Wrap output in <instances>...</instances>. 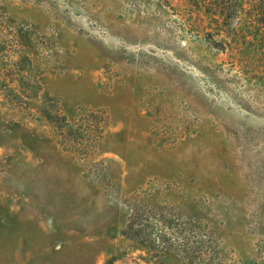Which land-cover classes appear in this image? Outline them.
<instances>
[{
  "label": "rangeland",
  "instance_id": "rangeland-1",
  "mask_svg": "<svg viewBox=\"0 0 264 264\" xmlns=\"http://www.w3.org/2000/svg\"><path fill=\"white\" fill-rule=\"evenodd\" d=\"M196 13L0 0V264H264V82Z\"/></svg>",
  "mask_w": 264,
  "mask_h": 264
},
{
  "label": "trees",
  "instance_id": "trees-1",
  "mask_svg": "<svg viewBox=\"0 0 264 264\" xmlns=\"http://www.w3.org/2000/svg\"><path fill=\"white\" fill-rule=\"evenodd\" d=\"M189 1L201 21L208 19V26L215 24L217 35L226 38L220 42L212 38L215 45L231 50L232 54L236 51L242 61L248 60L244 69L264 82V0H255L248 8L245 0ZM113 262L110 259L108 264Z\"/></svg>",
  "mask_w": 264,
  "mask_h": 264
}]
</instances>
